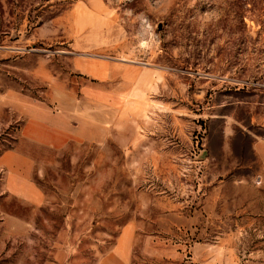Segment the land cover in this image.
I'll use <instances>...</instances> for the list:
<instances>
[{
  "label": "rangeland",
  "instance_id": "374dc122",
  "mask_svg": "<svg viewBox=\"0 0 264 264\" xmlns=\"http://www.w3.org/2000/svg\"><path fill=\"white\" fill-rule=\"evenodd\" d=\"M259 115L264 0H0V264H264Z\"/></svg>",
  "mask_w": 264,
  "mask_h": 264
},
{
  "label": "crops",
  "instance_id": "0c3cea01",
  "mask_svg": "<svg viewBox=\"0 0 264 264\" xmlns=\"http://www.w3.org/2000/svg\"><path fill=\"white\" fill-rule=\"evenodd\" d=\"M256 121L259 123V133L251 135L253 136L251 150L256 162L252 172L255 174L259 189V220H264V116L259 115Z\"/></svg>",
  "mask_w": 264,
  "mask_h": 264
}]
</instances>
